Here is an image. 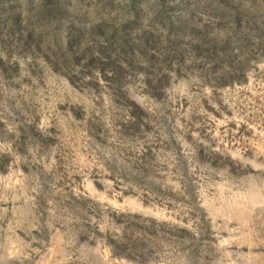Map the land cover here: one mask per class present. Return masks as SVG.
I'll return each instance as SVG.
<instances>
[{
	"label": "rangeland",
	"instance_id": "374dc122",
	"mask_svg": "<svg viewBox=\"0 0 264 264\" xmlns=\"http://www.w3.org/2000/svg\"><path fill=\"white\" fill-rule=\"evenodd\" d=\"M0 264H264V0H0Z\"/></svg>",
	"mask_w": 264,
	"mask_h": 264
}]
</instances>
